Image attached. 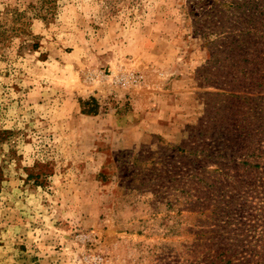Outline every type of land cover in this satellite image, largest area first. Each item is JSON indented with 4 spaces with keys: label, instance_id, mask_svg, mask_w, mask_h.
I'll return each mask as SVG.
<instances>
[{
    "label": "rangeland",
    "instance_id": "obj_1",
    "mask_svg": "<svg viewBox=\"0 0 264 264\" xmlns=\"http://www.w3.org/2000/svg\"><path fill=\"white\" fill-rule=\"evenodd\" d=\"M0 264H264V0H0Z\"/></svg>",
    "mask_w": 264,
    "mask_h": 264
}]
</instances>
